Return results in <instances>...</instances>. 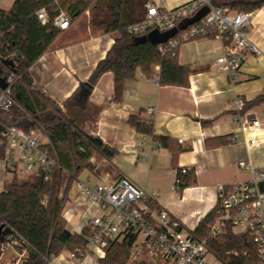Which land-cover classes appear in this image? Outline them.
<instances>
[{"label":"crops","instance_id":"1","mask_svg":"<svg viewBox=\"0 0 264 264\" xmlns=\"http://www.w3.org/2000/svg\"><path fill=\"white\" fill-rule=\"evenodd\" d=\"M14 1L0 0V8L9 9ZM189 1L149 0L161 9L176 8ZM214 1L233 11L241 8L251 12L248 31L264 50V1ZM116 36V32L93 27L86 9L30 67L37 89L64 112L73 109L79 127L114 150L110 159L93 154L89 159L91 168L82 170L70 188L63 189L67 228L82 233L85 218L103 212L96 202L79 193L81 182L94 187L127 176L153 195L142 204L167 209L173 220L193 231L217 206L220 184L231 186L252 178L251 168L240 166V161L264 167V101L252 103L264 94V56L250 53L239 70L228 71L216 65L225 42L199 37L182 43L177 51L178 61L195 69L188 86L162 85L157 74L149 77L139 68L136 77L125 81L117 94L112 71L100 75L91 87L88 85ZM239 97L249 103L246 113L262 122L258 132H247L258 139L255 147L244 144V133L234 121ZM134 115L152 122L153 132H139L129 121ZM44 142H48L47 137ZM0 165L8 171L1 160ZM180 168L193 170L196 182L179 189ZM2 170L0 193L7 185ZM99 258L103 257L90 252L80 259L64 250L51 264H101ZM127 264L136 263L129 259Z\"/></svg>","mask_w":264,"mask_h":264},{"label":"trees","instance_id":"2","mask_svg":"<svg viewBox=\"0 0 264 264\" xmlns=\"http://www.w3.org/2000/svg\"><path fill=\"white\" fill-rule=\"evenodd\" d=\"M148 1L15 0L11 8H0V75L7 77L11 71L17 75L11 89L14 104L8 111H0L1 154L7 144L3 130L7 125H15L27 132H42L53 146L59 164L49 181L14 175L0 193V257L7 246V242L2 240V236H7L2 233L6 227L12 229V242H19L25 252L21 264H51L52 259L64 250L80 259L89 253L86 248L89 229L73 233L67 228L63 189L68 190L82 170L91 168L89 159L94 153H100L108 159L114 153L113 148L79 127L73 109L64 112L34 85L30 67L62 32L52 22L42 23L37 11L46 7L53 19L56 12L63 9L73 19L89 9L93 27L117 33L115 43L90 77V87L104 72L112 71L116 93L119 94L123 83L134 79L139 68L149 77L157 74L162 85L186 87L195 69L181 64L177 58L178 52L176 55L163 53L159 44L150 41L136 43L135 36L128 32V25L142 18ZM181 33L182 30L177 36ZM15 55L19 57L12 69L3 60ZM262 101L264 94L252 103ZM248 106L249 103H245L243 112ZM129 121L139 132H153L152 122L143 121L139 116H131ZM182 169H179V189L196 182L193 170L186 168L183 172ZM218 204L193 232L205 239L210 251L225 264H257V245L248 232H235L231 225H227L220 233L211 231ZM131 244L127 239H110L105 257L99 258L100 263L127 264Z\"/></svg>","mask_w":264,"mask_h":264},{"label":"built area","instance_id":"3","mask_svg":"<svg viewBox=\"0 0 264 264\" xmlns=\"http://www.w3.org/2000/svg\"><path fill=\"white\" fill-rule=\"evenodd\" d=\"M204 7L209 8L204 17L188 25L179 36L178 32L167 42L159 44L163 53L176 55L182 43L207 36L225 42L224 52L216 60V65L225 70H239L250 53L264 56V50L252 40L248 31L252 13L233 11L228 6L216 5L213 0H191L172 9H161L148 1L142 18L130 23L128 32L142 36L153 29L166 31L193 17ZM37 15L42 23L52 22L61 30L68 29L72 23L70 14L63 9L58 10L53 19L46 7L40 8ZM16 79L17 75L11 71L7 76V88L1 89L0 111H8L13 106L11 89ZM244 107L245 101L237 98L234 121L244 133L242 141L251 148L259 141L255 136H248L247 132H258L262 122L243 112ZM148 110L153 111L152 108ZM3 135L7 144L4 153L0 151V160L8 171L20 178L32 176L44 181L52 178L59 164L49 142H44L34 131L27 132L15 125L5 126ZM239 164L251 168L252 178L231 186H218L219 204L211 231L220 233L231 225L235 232H248L257 245V264H264V167H254L247 161ZM182 171L185 172L186 168ZM179 182L180 178L177 184ZM79 193L96 202L103 211L84 220V227L89 229L86 244L89 253L105 257L110 239L118 238L131 241L129 259L136 264H225L210 251L205 239L196 236L194 230L183 228L171 218L167 209H152L142 204L153 195L127 176L94 187L81 182Z\"/></svg>","mask_w":264,"mask_h":264},{"label":"water","instance_id":"4","mask_svg":"<svg viewBox=\"0 0 264 264\" xmlns=\"http://www.w3.org/2000/svg\"><path fill=\"white\" fill-rule=\"evenodd\" d=\"M209 12L208 7L202 8L199 12H197L193 17L185 19L181 21L177 26L166 30L160 31L159 29H153L146 35L135 36L134 40L136 43H144L150 41L154 44H162L167 42L170 38L174 37L180 30L185 29L188 25L194 23L195 21L200 20ZM19 55H15L11 58H5L3 62L10 66L12 69L15 68V62L18 59ZM8 86V81L6 76L0 75V88L2 90L6 89ZM262 186V184H261ZM2 228H0V231ZM3 235H7L6 237L2 236V240L7 242V246L3 249L2 255L0 257V264H8L9 260L12 262H16L18 259L22 258L23 261V248L21 244H17L12 242V229L10 227H6L3 230ZM24 264V262H23Z\"/></svg>","mask_w":264,"mask_h":264},{"label":"rangeland","instance_id":"5","mask_svg":"<svg viewBox=\"0 0 264 264\" xmlns=\"http://www.w3.org/2000/svg\"><path fill=\"white\" fill-rule=\"evenodd\" d=\"M34 131V133L37 135V136H39L43 141H46V136L42 133V132H40L39 130H33ZM95 154V153H94ZM102 155V154H101ZM103 156V155H102ZM1 167H2V165H0ZM2 169H3V167H2ZM1 168H0V170H2ZM2 172H3V182L5 181L7 184L12 180V178H13V174L10 172V171H3L2 170ZM2 190V189H1ZM0 190V191H1ZM15 243H17V244H19V242H15ZM23 256H25V253H23ZM22 263V258L21 259H18L16 262H12L11 260H9V263L8 264H21Z\"/></svg>","mask_w":264,"mask_h":264}]
</instances>
